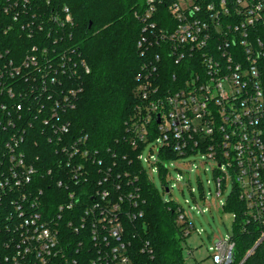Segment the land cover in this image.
<instances>
[{
    "label": "built area",
    "instance_id": "obj_1",
    "mask_svg": "<svg viewBox=\"0 0 264 264\" xmlns=\"http://www.w3.org/2000/svg\"><path fill=\"white\" fill-rule=\"evenodd\" d=\"M52 4L0 0L3 33L16 26L27 44L15 53L0 48V264H151L132 257L124 238L126 222L143 216L137 178L112 177L115 163L90 151L87 136L64 139L63 114L75 108L90 70L76 50L59 51L74 22L67 7ZM134 16L142 63L130 146L147 145L154 126L155 154L171 149L178 159L215 163L216 199L229 179L244 205L242 222L258 232L243 264L264 241V0H144ZM167 61L175 68L169 81ZM38 139L56 145V174L64 175L56 187L68 192L54 213L43 189L53 170L39 165L29 144ZM85 185L78 197L74 189ZM176 213L185 239L192 225L180 207ZM208 250L211 264H234L230 234Z\"/></svg>",
    "mask_w": 264,
    "mask_h": 264
},
{
    "label": "trees",
    "instance_id": "obj_2",
    "mask_svg": "<svg viewBox=\"0 0 264 264\" xmlns=\"http://www.w3.org/2000/svg\"><path fill=\"white\" fill-rule=\"evenodd\" d=\"M52 1L56 10L67 7L74 22L73 26L67 29L68 35L59 51L76 50L90 70L88 74H83L79 81L82 91L75 108L63 114L70 122L69 134L64 139L87 136L90 151L97 152L98 157L103 159L107 166L115 163L112 177L128 173L129 178H137L135 187L138 188L137 192L142 200L140 208L143 216L125 224L124 238L130 242L131 256L139 263L146 260L151 264H183L180 247L183 237L180 227H184V224L179 227L175 223L176 208L179 206L174 201H164L161 198L141 161L137 160L146 145L139 144L134 150L128 141L127 129L139 103L135 87L136 76L142 63L136 50L140 21L134 16V12L143 7L144 0ZM5 23L8 24V20H5ZM7 24H0V48L6 46L15 53L27 44L21 43V31L16 26L4 34L2 29L6 28ZM166 64L168 69L164 80L169 81V74L171 80V72L175 68L169 61ZM150 132L147 144L157 136L154 126H151ZM29 144L32 145V153L41 158L39 165L44 170H53L51 175L45 176L46 184L43 189L47 207L54 213L60 204L67 201L68 195L64 189L56 187L55 181L58 177L64 179V175L56 174V145L48 143L45 139H38L35 146L33 141ZM156 156L157 171L166 192L168 166L165 164L178 159V156L171 149H160ZM86 186L74 189L78 197ZM222 210L233 216L230 235L235 243L234 264H239L258 240V232L242 222L245 209L234 189L225 200ZM79 212L78 207L72 211H63L62 221L70 214ZM190 223L193 229L191 220ZM143 247L151 251L148 259L144 252H141ZM243 264H264V241Z\"/></svg>",
    "mask_w": 264,
    "mask_h": 264
},
{
    "label": "rangeland",
    "instance_id": "obj_3",
    "mask_svg": "<svg viewBox=\"0 0 264 264\" xmlns=\"http://www.w3.org/2000/svg\"><path fill=\"white\" fill-rule=\"evenodd\" d=\"M151 146L152 143H148L141 154L144 170L161 198L174 201L194 225L180 242L183 264H211L208 249L217 238L226 237L231 232L233 216L222 210L232 191L231 181L227 179L220 199H216L213 173L216 165L204 156L195 155L169 162L165 180L169 190L166 193L158 171H154L156 166L152 165L156 154ZM198 208L207 211L201 214Z\"/></svg>",
    "mask_w": 264,
    "mask_h": 264
},
{
    "label": "water",
    "instance_id": "obj_4",
    "mask_svg": "<svg viewBox=\"0 0 264 264\" xmlns=\"http://www.w3.org/2000/svg\"><path fill=\"white\" fill-rule=\"evenodd\" d=\"M158 122V121H157ZM166 192H168V189L166 190Z\"/></svg>",
    "mask_w": 264,
    "mask_h": 264
}]
</instances>
